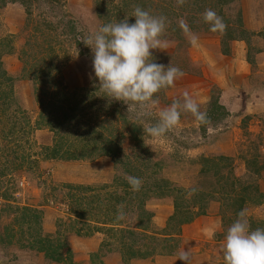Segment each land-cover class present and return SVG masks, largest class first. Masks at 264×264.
I'll return each instance as SVG.
<instances>
[{
	"label": "rangeland",
	"instance_id": "374dc122",
	"mask_svg": "<svg viewBox=\"0 0 264 264\" xmlns=\"http://www.w3.org/2000/svg\"><path fill=\"white\" fill-rule=\"evenodd\" d=\"M137 6L166 18L162 39L168 47L152 50L153 62L170 64L184 73L173 86L156 94L154 99L158 104L150 109V116L128 111L127 105L119 101L120 112L126 114L130 122H135L136 136L143 135L145 146L134 140L133 127L124 123L121 113L115 118L109 117L111 100L100 90L92 68L93 53L82 42L103 24L126 17L129 23H134L132 13ZM218 8L216 0H185L183 5H178L177 0H32L30 14L16 0L0 8V60L13 77L12 92L4 84L0 86V264H58L45 258L43 251H37L42 244L62 245L64 254L68 245L74 264H100V261L134 264L138 260L155 264L157 257H172L176 264H184L177 259L183 250L190 254L188 264H224V235L236 220L232 216L231 201L241 192V187L237 185L227 199L225 192L229 187L226 184L224 190L223 183L230 182L235 175L242 182L258 184L259 190L264 192V170L257 176L253 167L246 165V160L255 156L259 162H264V133L257 132L243 117L232 118L231 123L224 119L225 115L219 122H210L206 133L202 134L196 119L188 112H182L179 125L163 137L153 138L143 131L157 123L159 110L170 106L174 100L182 102L185 92L197 101L201 111L208 109L212 98L219 97L220 89L208 78L209 71H202L205 50L216 49L217 42L225 39L229 28L239 30L240 12L244 28L256 32L246 33L249 42L244 41L252 72L256 74L250 77V82L254 85L264 79L256 62L257 53L264 51V35L257 34L264 26L250 29L257 26L258 20L264 24V0H235L223 6L221 13ZM206 9L214 10L223 21L232 20L225 23L223 34L210 31V25L203 20ZM44 21L50 24L46 27ZM181 21L185 22L187 30L181 28ZM68 22L75 24L81 45L66 34L71 26ZM66 24L68 28L64 29ZM193 35L197 37L195 44L191 42ZM47 44L54 46L53 51L48 50ZM50 62L49 81L36 79L34 73ZM80 87H85L81 96L89 94L83 100L85 114L79 119L87 118V113L89 118L96 114L106 117L107 122L99 123L98 128L105 133H116L122 150L115 158L103 154L77 160L47 159L44 147L58 140L60 144L68 142L70 132L68 127L52 132L46 123L37 127L42 102H55L52 91L56 89L74 91ZM96 87L99 89H92ZM7 92L9 97H6ZM89 103L95 105L89 107ZM57 106L59 108L58 103L53 109ZM236 124L240 131L234 128ZM224 156L230 159H221ZM205 157L210 164L205 173H200ZM128 160H135V165L143 168L137 171L127 166ZM230 162L231 166L227 165ZM214 163L219 166V181L214 174ZM130 176L141 179L139 193L128 183ZM159 179L170 182V190L174 186L195 188V194L187 192L182 197L188 204H195L192 210L200 205L206 210L205 215L182 225L181 233L173 239L165 234L172 233L175 227L168 222L173 213V200L154 187ZM212 191H215L213 196ZM200 192L204 199L200 200ZM142 206L152 213L150 225L145 224V234L150 238L142 237L143 233L137 235L136 244L143 249H154L155 253L146 258H130L122 241L130 242L133 238L120 228L134 229ZM121 210V226L115 225L111 231L103 233L93 228L99 222L115 223ZM77 211L83 212V218L75 216ZM243 213L251 229L264 228V202L257 205L249 201ZM204 216L210 218H202ZM214 217L218 219L219 229L214 228ZM96 252L99 256L93 262L91 255Z\"/></svg>",
	"mask_w": 264,
	"mask_h": 264
},
{
	"label": "clouds",
	"instance_id": "9594fccd",
	"mask_svg": "<svg viewBox=\"0 0 264 264\" xmlns=\"http://www.w3.org/2000/svg\"><path fill=\"white\" fill-rule=\"evenodd\" d=\"M185 0H177L183 5ZM129 23L127 17L115 23L101 25L90 33L82 42L93 53L92 68L99 81V88L110 100L121 101L127 105L128 111H138L140 116H150V109L158 104L154 99L162 89L174 85L184 73L175 66H167L153 62L152 50H166L168 44L162 39L166 31V18L154 16L149 11L137 6ZM203 20L210 25V31L221 34L226 24L214 10L206 9ZM182 29L187 25L181 21ZM197 37L192 36L195 44ZM182 112L191 113L200 125L208 124L206 111L189 96L183 94V101L174 100L166 108L159 110L158 121L143 129L153 138L163 137L180 123ZM134 191H138L142 181L138 177H127ZM195 194L196 189L191 190ZM122 210L117 219L122 218ZM224 264H264V228L251 229L243 212L227 228L222 246ZM189 252L183 250L177 259L188 264Z\"/></svg>",
	"mask_w": 264,
	"mask_h": 264
},
{
	"label": "trees",
	"instance_id": "16d2710c",
	"mask_svg": "<svg viewBox=\"0 0 264 264\" xmlns=\"http://www.w3.org/2000/svg\"><path fill=\"white\" fill-rule=\"evenodd\" d=\"M16 0H0V8H3L6 6L8 2H15ZM31 1L32 0H19V2L24 6V9L27 14H30V7H31ZM235 0H216L217 5L219 6L218 8V13H221L222 7L231 4ZM120 10V9H119ZM118 10V11H119ZM225 23H229L232 21L230 18H225L224 19ZM237 22L240 24L239 30L235 32V29L229 28L225 39L224 37L221 39V46H222V52L226 53L227 49L226 47L229 45L228 41H234V40H243L246 43L249 42L248 37L245 35L248 33V35H253L256 32L254 31H249L244 28L243 21H242V16L241 12L239 14V17L237 19ZM70 23V22H68ZM44 24L46 27L50 24L49 22H45ZM70 28L69 31L66 33L68 36H71V38L76 42V44L81 45L80 39L78 34L76 33V26L74 23H70ZM51 27V26H50ZM55 27V25H54ZM68 28V24L64 25V29ZM65 33V32H63ZM263 33V34H262ZM257 34H262L264 35V30L259 31ZM48 50L53 51L54 46L52 44H47ZM247 61L249 63H252L251 58L249 57V54H247ZM51 62L48 64V66H43L42 68H39L34 73V77L37 79L40 77V81L42 80H48L51 78V68H50ZM25 70V68H23ZM53 81V79H52ZM34 82V81H33ZM5 85L8 89V91L12 92L13 88V77L8 75L7 71L5 68L2 67V61L0 60V86ZM85 89V87H80V88H75L74 91L70 90H55L52 91L53 95L56 98V101L58 102H53L49 100L48 102H42V112L40 114V119L37 120V127L44 125L45 123L48 124L50 131L56 132L60 128L68 127V142L65 140L62 144L58 143L61 142L60 140L55 141L53 145L51 146H46L44 147V154L45 157L48 159H60V160H77V159H88V158H93L98 155H108L111 157H116V155L122 150L121 145L119 144L118 137L116 136V133L111 132V133H105L101 130H99L98 125L101 122H107L106 117L101 118V116H98L96 114L94 118H89V113H87V118H83V120H80L79 118L82 117L85 113L84 110H86V106H83V100L85 97H87V92L84 93L82 96V92ZM93 90L99 89L96 87V89L92 88ZM57 91V92H56ZM59 91V92H58ZM85 91V90H84ZM9 92H7V96L9 97ZM5 97V96H4ZM81 97V98H80ZM66 103L65 105H62V103ZM59 105V108L57 106V109H53L54 105ZM91 103H94L91 102ZM89 103V104H91ZM119 101L111 100L109 103V117L115 118L117 114L121 113L122 115V120L124 123L132 125V133L134 135V140L136 142H139L140 145L145 146L143 142V135L140 134L138 137L136 136L138 132H136L135 128L137 125L135 122H130V119L126 114L123 112H120V107H119ZM95 104H91L89 107H93ZM97 110V108H96ZM207 115L209 117V121H218L222 117H224L228 112L225 110V108L218 103V97L212 98V100L209 103V107L206 110ZM199 125L200 131L202 134H205L207 131V125H200L198 121H196ZM219 122V121H218ZM102 124H100L101 126ZM119 135L121 136L122 134ZM71 135V138H69ZM60 139V138H59ZM68 144H67V143ZM65 143V144H64ZM67 144V145H66ZM73 148V150H71ZM257 156L253 157L252 159L246 160V165L251 168L253 167V173L257 176L260 175L261 171L264 170V162H259V160L256 158ZM221 159L228 160L230 157H221ZM203 162H205V165L202 166L200 169V173H205L208 169V164H210V161L208 160L207 157L202 159ZM135 160L127 161L126 165L129 167H133V169L140 171L141 168H138L137 165H135ZM214 174L217 177L216 181H219L221 179L220 171H219V166L218 163H214ZM224 165V164H223ZM231 166V162L227 164ZM232 173V169H231ZM225 182V181H224ZM168 181H164L162 179H159L157 182H155L154 187L158 190L159 193L161 194H167L172 197L173 200V213L169 216L168 222L173 223L175 227L172 228V233H165L166 235H169L168 238L173 239L174 235H179L181 233V226L192 222L194 218H196L199 215H205L206 210L204 205L197 206L196 210H192V206L195 204H188L186 201L183 199V195L186 194L187 192H191L189 190L190 188L186 189L181 186H174L171 188L169 186ZM226 184L228 185L229 189L228 192H225V195H227V199L231 198V195L234 191H236L237 185L241 187V192L237 193L235 196H233L231 205L234 206L232 216L234 219H237L238 213L243 212V209L245 205L250 201L251 203L255 204H261L264 202V192L259 190L258 184L253 183V182H242L240 178L236 177L235 175H232V178L230 179V182L228 183H223L225 186L224 190H226ZM70 186V185H69ZM76 187H82L86 190H89V186H76ZM141 187L137 191L139 193ZM223 190V191H224ZM172 191H175L174 194H172ZM215 194V191H212V196ZM118 195V194H117ZM119 197H122L119 195ZM199 198L204 199V194L201 192L199 193ZM120 201V200H118ZM141 203L140 205H142ZM115 213L117 211L115 210ZM140 215L142 217L146 216L145 219H143L140 215L137 218V222L134 225L133 228H120L122 229L121 231L123 233L130 234L132 236V240L130 239V242H127L125 240L122 241L123 248L125 249L126 252L129 253L130 258H146L148 256H151L152 254L155 253V250H149L147 248H142L138 244H136V236L141 235L142 237H148L146 232V227L145 224L150 225L151 222V217L152 213L149 212L148 210L144 209L143 206L140 209ZM83 212L77 211L75 216L78 219L83 218ZM225 216V215H223ZM225 220V217L223 218ZM112 220V219H111ZM115 223H108V222H99L100 224L98 226L93 227L96 231L102 232L103 231H111L113 229V226L115 225H120L121 226V220L115 219ZM225 222V221H224ZM225 226V223H224ZM136 229V230H135ZM141 231L139 232L138 231ZM218 235H221V233H218ZM137 246V247H136ZM66 251L65 254L62 252V245H39L37 247V251H43L45 258L48 260L58 263V264H74L72 259V252L70 249H68V245L65 246ZM98 253H93L91 255V260L93 262L97 261L98 259ZM100 264H105L104 262L100 261Z\"/></svg>",
	"mask_w": 264,
	"mask_h": 264
},
{
	"label": "crops",
	"instance_id": "0c3cea01",
	"mask_svg": "<svg viewBox=\"0 0 264 264\" xmlns=\"http://www.w3.org/2000/svg\"><path fill=\"white\" fill-rule=\"evenodd\" d=\"M259 3L261 4V2ZM256 25L250 26L247 24L246 26H250V29L254 30L264 26L263 23L260 24L259 20ZM226 49L227 52L223 53L221 42L218 41L216 49L213 47L209 51L205 50L202 71L206 73L209 71L208 78L220 89L218 103L228 112L224 119L232 123V118L233 120L236 118L238 120L243 117L245 121L247 120L248 125H254L257 132L262 131L264 133V79L254 85L250 82L252 80L250 77L254 78L256 74L252 72L254 70L252 69V63L250 64L247 61L248 50L244 41H232ZM257 54L256 62H258L260 72L264 74V51H260ZM234 128L240 131L239 125L236 124ZM215 131L217 132L216 128ZM222 133L224 132L220 134ZM202 218L210 217L204 216ZM216 218H213V223L216 224L214 228L219 229V222ZM213 233L214 231H211V234ZM176 263V260L172 257L155 258V264ZM134 264L153 263L146 260H138Z\"/></svg>",
	"mask_w": 264,
	"mask_h": 264
}]
</instances>
